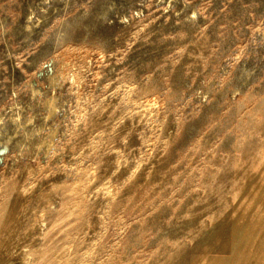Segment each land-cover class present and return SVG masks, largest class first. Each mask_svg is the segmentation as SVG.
I'll return each mask as SVG.
<instances>
[{
    "label": "rangeland",
    "instance_id": "374dc122",
    "mask_svg": "<svg viewBox=\"0 0 264 264\" xmlns=\"http://www.w3.org/2000/svg\"><path fill=\"white\" fill-rule=\"evenodd\" d=\"M0 264H264V0H0Z\"/></svg>",
    "mask_w": 264,
    "mask_h": 264
}]
</instances>
